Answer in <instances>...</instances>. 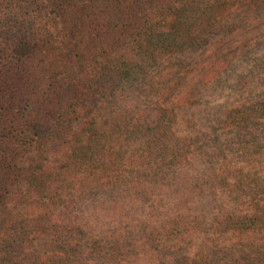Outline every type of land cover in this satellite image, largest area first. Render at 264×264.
<instances>
[{"label":"trees","instance_id":"1","mask_svg":"<svg viewBox=\"0 0 264 264\" xmlns=\"http://www.w3.org/2000/svg\"><path fill=\"white\" fill-rule=\"evenodd\" d=\"M243 5L264 0H0V264H264V245L179 259L159 249L201 227L168 214L176 175L194 155L208 156L173 125L177 110L226 69L216 59L172 101L184 70L171 58L202 49ZM223 113L221 129L248 135L241 164L206 158L197 187L248 197L255 211L225 214L210 229L264 234V103ZM30 197V207L9 209ZM86 200L105 206L113 222L101 230L79 220ZM129 208L148 221L141 234Z\"/></svg>","mask_w":264,"mask_h":264},{"label":"rangeland","instance_id":"2","mask_svg":"<svg viewBox=\"0 0 264 264\" xmlns=\"http://www.w3.org/2000/svg\"><path fill=\"white\" fill-rule=\"evenodd\" d=\"M207 42L198 51H188L172 57L173 61L183 66V79L178 83L172 101H177L192 86L196 85L201 76L212 67L216 59L221 58L226 69L218 77L206 83L194 95L192 103L177 110L173 129L179 137L191 138L193 148L201 153H208L203 160L199 155L191 157V164L183 172L176 175L173 183L176 201L170 202L169 213L180 212L188 214L189 219L196 218L199 228L183 233L159 246L170 252L173 258H183L193 254H207L211 250L227 248L237 254L238 251L255 245H264V234L250 233H221L213 231L211 224L225 214L253 215L254 206L248 197L229 192L200 190L198 186L204 164L218 162L225 156L232 158L236 166L241 164L237 160L238 154L247 146L248 135L239 130L221 129L219 120L224 118L225 111L240 107L264 103V7L255 8L249 5L237 7L233 12L220 20L206 34ZM252 132V129L250 130ZM204 149H199L201 146ZM37 155L36 151L20 159L19 165L25 166ZM206 163H203L205 159ZM173 192V191H172ZM171 192V193H172ZM190 201H186L185 199ZM167 198L163 199L166 204ZM166 200V201H165ZM32 198H25L9 206L13 212L24 207H30ZM264 206L263 201H259ZM94 206H99L98 210ZM101 206V207H100ZM166 206V207H167ZM105 206L84 201L76 209L79 220L88 222L91 226L105 228L107 223L113 222ZM161 207V206H160ZM102 208V209H100ZM129 214L141 221L139 228L137 221H131L132 231L141 234V229L148 221L140 219L142 210L128 209ZM135 211L134 214H132ZM156 214H153L155 216ZM164 214H162L163 216ZM139 216V217H137ZM130 216L123 218L128 221ZM155 221V219H152ZM102 230V229H101ZM41 240L34 241L39 247ZM216 246L217 249H214ZM144 264H157L154 259Z\"/></svg>","mask_w":264,"mask_h":264}]
</instances>
